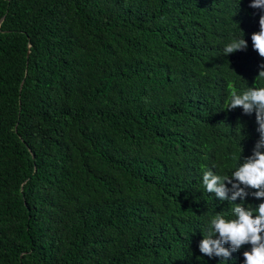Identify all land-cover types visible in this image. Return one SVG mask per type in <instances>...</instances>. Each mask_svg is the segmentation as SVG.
Segmentation results:
<instances>
[{
  "label": "trees",
  "instance_id": "obj_1",
  "mask_svg": "<svg viewBox=\"0 0 264 264\" xmlns=\"http://www.w3.org/2000/svg\"><path fill=\"white\" fill-rule=\"evenodd\" d=\"M251 3L0 0V264H243L251 245L199 244L236 206L204 172L231 177L259 140L228 109L264 87Z\"/></svg>",
  "mask_w": 264,
  "mask_h": 264
},
{
  "label": "clouds",
  "instance_id": "obj_2",
  "mask_svg": "<svg viewBox=\"0 0 264 264\" xmlns=\"http://www.w3.org/2000/svg\"><path fill=\"white\" fill-rule=\"evenodd\" d=\"M250 7L264 9V0H252ZM251 41L253 49L264 58V15L260 16L259 31L251 35ZM247 47L248 42L244 37L233 39L224 47L223 54L227 56ZM261 68L264 69V65ZM258 77H264V70L259 72ZM235 108H242L249 115L255 112L259 140L252 155L244 159L231 177L218 175L211 170L204 172L206 191L215 194L220 201L235 203L236 206L232 209L233 219L219 213L210 219L199 250L208 257H223L227 261L233 252L244 245H251L249 251L243 252V264H264V202L255 210L246 208L243 203H236L238 198L245 200L249 196L247 189L254 190L251 195L256 199L264 200V87L249 88L243 93L230 92L228 109ZM224 245H230L231 250Z\"/></svg>",
  "mask_w": 264,
  "mask_h": 264
},
{
  "label": "water",
  "instance_id": "obj_3",
  "mask_svg": "<svg viewBox=\"0 0 264 264\" xmlns=\"http://www.w3.org/2000/svg\"><path fill=\"white\" fill-rule=\"evenodd\" d=\"M1 20V19H0Z\"/></svg>",
  "mask_w": 264,
  "mask_h": 264
}]
</instances>
